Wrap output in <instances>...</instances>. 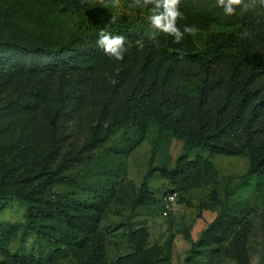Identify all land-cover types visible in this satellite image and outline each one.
Segmentation results:
<instances>
[{"label":"rangeland","instance_id":"1","mask_svg":"<svg viewBox=\"0 0 264 264\" xmlns=\"http://www.w3.org/2000/svg\"><path fill=\"white\" fill-rule=\"evenodd\" d=\"M190 2L216 20L190 35L196 50L206 46L212 33L235 32L239 25L227 26V21L260 9L259 4L245 13L237 8L235 15L227 16L216 7V0ZM130 3L131 0H121L120 7L105 8L97 0H0V42L59 43L88 33L108 20L117 21L122 33L139 41L153 39L148 21L150 6L128 7ZM161 35L165 34L155 37ZM118 70L117 66L107 68L85 80L71 79L66 85L55 75L42 81L38 73L16 75L0 89V151L21 150L28 170L35 168L52 142L49 119L55 111L60 113L57 135L64 145L54 167L76 183L55 182L50 187L51 198L98 204L96 234L103 252L99 264H130L127 255L132 245L127 233L139 227L146 231L145 246L157 245L164 254L165 259L157 264H237L227 253L231 234L220 244L202 241L192 251L182 237L186 231L192 241L198 239L221 210L235 219L234 229L246 221L249 264L264 262V173L244 178L246 156L190 151L188 158L198 154L212 163L214 181L170 183L152 172L147 179V192L153 205H139L131 211L145 171L172 167L174 159L184 151V143L159 135L154 122L140 131L129 120H118V107L134 80L129 78L118 86L114 78ZM25 84L35 97V106L7 111L6 102L20 96ZM212 188L217 190V205L212 210L201 209ZM168 195H173V199L167 202ZM28 206L12 197L0 199V249L31 257L40 264H78L89 248L83 235L71 236L62 218L37 220L35 223L45 235L24 228ZM72 241L84 245L77 247Z\"/></svg>","mask_w":264,"mask_h":264},{"label":"trees","instance_id":"2","mask_svg":"<svg viewBox=\"0 0 264 264\" xmlns=\"http://www.w3.org/2000/svg\"><path fill=\"white\" fill-rule=\"evenodd\" d=\"M180 11L183 19H178L177 27L181 31L184 26L204 30L216 22L190 0H181ZM225 25L239 26L235 32L210 34L200 50L195 49L188 34L181 43H174V38L165 34L141 41L143 47H139V40L122 33L114 20L59 43L28 45L1 41L0 89L19 74L38 73L41 81L55 75L66 85L71 79L85 80L90 74L117 66L114 78L118 86L133 77L118 107V120H129L140 131L154 122L159 135L184 143V151L174 159L172 167L158 166L145 171L131 203L133 211L139 205H153L147 192V179L152 172L170 183L194 185L214 181L215 170L208 159L198 154L188 158L193 150L246 156L244 178L264 173V6ZM101 31L126 37L128 51L122 61L105 55L97 45ZM245 31L248 35H243ZM26 86L20 96L6 102L7 111L35 106V97ZM60 117L55 111L49 119L52 142L35 168L28 170L21 150L0 151V199L12 197L28 203L23 226L37 234H46L35 223L37 220L62 218L68 233L83 235L89 245L88 253L78 264H99L103 252L102 241L96 234L98 204L51 198L50 187L55 182L76 183L54 167L64 145L57 135ZM217 203V190L212 188L200 208L212 210ZM235 225V219L221 210L198 239L192 241L186 231L182 237L192 251L202 241L220 244L231 234L227 253L237 264H249L245 251L247 223L243 221L234 229ZM145 238L143 227L128 230L127 240L132 245L127 255L130 264H157L165 259L159 246H145ZM71 244L84 245L79 241ZM0 254L2 264H40L31 257L11 255L5 249H0Z\"/></svg>","mask_w":264,"mask_h":264},{"label":"clouds","instance_id":"3","mask_svg":"<svg viewBox=\"0 0 264 264\" xmlns=\"http://www.w3.org/2000/svg\"><path fill=\"white\" fill-rule=\"evenodd\" d=\"M97 2L107 7H120L121 0H97ZM181 0H131L128 7H149L148 16L149 26L153 30V39L156 35L163 33L174 38V43H181L184 35H195L197 29L193 26H184L183 31L177 27L178 19H183V13L180 11ZM257 4L264 6V0H216V7L223 9L227 16L236 14L237 8L241 13L247 12ZM243 35H248L247 31ZM126 37L122 35H111L101 31L97 45L103 49L105 55L117 61L124 59L128 48ZM139 47H143L141 41L136 42Z\"/></svg>","mask_w":264,"mask_h":264},{"label":"built area","instance_id":"4","mask_svg":"<svg viewBox=\"0 0 264 264\" xmlns=\"http://www.w3.org/2000/svg\"><path fill=\"white\" fill-rule=\"evenodd\" d=\"M173 199V195H168L167 197H165V200L168 202V201H170V200H172ZM163 214H165V212L163 211L162 212Z\"/></svg>","mask_w":264,"mask_h":264}]
</instances>
